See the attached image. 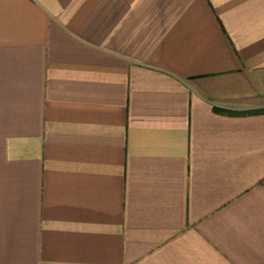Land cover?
I'll list each match as a JSON object with an SVG mask.
<instances>
[{"label": "crops", "instance_id": "1", "mask_svg": "<svg viewBox=\"0 0 264 264\" xmlns=\"http://www.w3.org/2000/svg\"><path fill=\"white\" fill-rule=\"evenodd\" d=\"M0 264H264V0H0Z\"/></svg>", "mask_w": 264, "mask_h": 264}]
</instances>
